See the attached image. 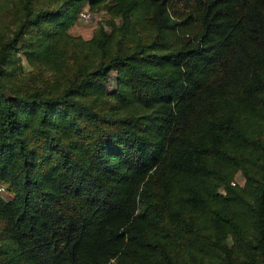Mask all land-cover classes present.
Here are the masks:
<instances>
[{
	"label": "trees",
	"instance_id": "obj_1",
	"mask_svg": "<svg viewBox=\"0 0 264 264\" xmlns=\"http://www.w3.org/2000/svg\"><path fill=\"white\" fill-rule=\"evenodd\" d=\"M7 1L0 264H264V0Z\"/></svg>",
	"mask_w": 264,
	"mask_h": 264
},
{
	"label": "rangeland",
	"instance_id": "obj_2",
	"mask_svg": "<svg viewBox=\"0 0 264 264\" xmlns=\"http://www.w3.org/2000/svg\"><path fill=\"white\" fill-rule=\"evenodd\" d=\"M3 0H0V24L2 25L3 21L6 24L3 26L7 28L8 26H13V15L10 11V3L7 1L5 7L2 6ZM84 6L91 12V18L89 20H78L72 23L68 31L73 35H78L83 38H88L92 35L95 29L99 26L100 23H103L107 28L108 24L105 22L106 17L108 16L105 8L91 9L88 4ZM119 19L117 18V21ZM18 55L20 56V76L23 77L24 81H32L35 78L46 77V72L44 69L35 67L29 64L26 54L23 50H19ZM5 198L11 197V192L2 194Z\"/></svg>",
	"mask_w": 264,
	"mask_h": 264
},
{
	"label": "built area",
	"instance_id": "obj_3",
	"mask_svg": "<svg viewBox=\"0 0 264 264\" xmlns=\"http://www.w3.org/2000/svg\"><path fill=\"white\" fill-rule=\"evenodd\" d=\"M91 18V12L83 6L77 14L78 20H89ZM9 192L3 182L0 181V195Z\"/></svg>",
	"mask_w": 264,
	"mask_h": 264
}]
</instances>
